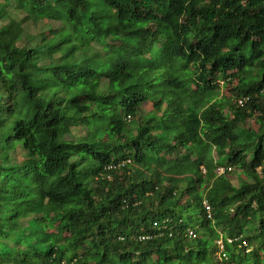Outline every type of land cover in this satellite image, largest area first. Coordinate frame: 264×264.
Segmentation results:
<instances>
[{"label":"clouds","instance_id":"9594fccd","mask_svg":"<svg viewBox=\"0 0 264 264\" xmlns=\"http://www.w3.org/2000/svg\"><path fill=\"white\" fill-rule=\"evenodd\" d=\"M102 2L0 0V264H264V0Z\"/></svg>","mask_w":264,"mask_h":264},{"label":"trees","instance_id":"16d2710c","mask_svg":"<svg viewBox=\"0 0 264 264\" xmlns=\"http://www.w3.org/2000/svg\"><path fill=\"white\" fill-rule=\"evenodd\" d=\"M154 0H103L100 4V10L103 15L99 17L105 24H111L110 9L116 7L118 9L117 16L122 17V22L125 24L127 31L130 33H138L141 29H146L151 26V23L156 19L151 15L152 4ZM95 8V5L92 6ZM79 15L83 18L89 15V6L83 3L77 5ZM132 39V36L128 37ZM256 80L264 79V65L255 69V75L252 77ZM119 87V84L116 85ZM76 194L73 199H78ZM78 207L71 200L65 201L62 206L53 205L50 208H45L48 215H54L57 220H63L65 217L71 218V209ZM32 223H35L33 221ZM67 245H62V249ZM103 260V255H85L80 264H100Z\"/></svg>","mask_w":264,"mask_h":264}]
</instances>
